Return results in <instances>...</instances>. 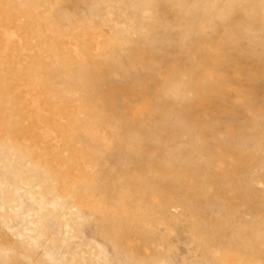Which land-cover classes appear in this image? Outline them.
Returning <instances> with one entry per match:
<instances>
[{
  "label": "rangeland",
  "instance_id": "obj_1",
  "mask_svg": "<svg viewBox=\"0 0 264 264\" xmlns=\"http://www.w3.org/2000/svg\"><path fill=\"white\" fill-rule=\"evenodd\" d=\"M0 264H264V0H0Z\"/></svg>",
  "mask_w": 264,
  "mask_h": 264
}]
</instances>
